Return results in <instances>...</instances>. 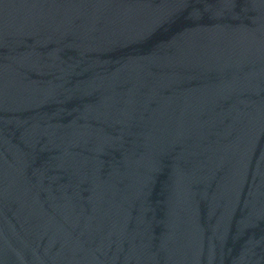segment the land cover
Wrapping results in <instances>:
<instances>
[{
	"label": "water",
	"instance_id": "1",
	"mask_svg": "<svg viewBox=\"0 0 264 264\" xmlns=\"http://www.w3.org/2000/svg\"><path fill=\"white\" fill-rule=\"evenodd\" d=\"M0 264H264V0H0Z\"/></svg>",
	"mask_w": 264,
	"mask_h": 264
}]
</instances>
